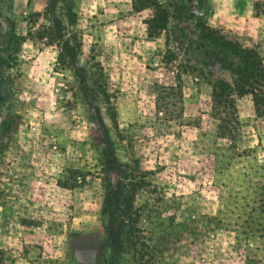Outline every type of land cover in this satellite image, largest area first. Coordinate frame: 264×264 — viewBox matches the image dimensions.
<instances>
[{
	"label": "rangeland",
	"instance_id": "374dc122",
	"mask_svg": "<svg viewBox=\"0 0 264 264\" xmlns=\"http://www.w3.org/2000/svg\"><path fill=\"white\" fill-rule=\"evenodd\" d=\"M249 50L264 0H0V264H264Z\"/></svg>",
	"mask_w": 264,
	"mask_h": 264
},
{
	"label": "trees",
	"instance_id": "16d2710c",
	"mask_svg": "<svg viewBox=\"0 0 264 264\" xmlns=\"http://www.w3.org/2000/svg\"><path fill=\"white\" fill-rule=\"evenodd\" d=\"M156 28L163 29L164 26L158 25ZM246 55L248 57L249 64L252 63L255 67V71H249L248 67L235 68L232 70L234 75V85L224 88L215 87L213 90L212 108L220 121L218 128L222 134H225L226 131H232L240 122L236 100L234 97L235 95L251 93L255 98L256 111L260 114L263 113V110H261V101L264 100V85L261 84V80H264L263 58L258 50H249ZM107 187L109 190L108 199H112V201L110 200L108 207H112L114 205L112 202L115 201V203L118 204L115 208L119 213H121V215L129 214L131 211V193H127L128 195L123 194V196L120 192L112 191L108 185ZM123 203L126 205H123ZM262 207L264 210V200ZM110 216V224L113 225V223L119 220L121 227L120 230H123L125 227V222L122 221L123 218H117L113 214Z\"/></svg>",
	"mask_w": 264,
	"mask_h": 264
}]
</instances>
